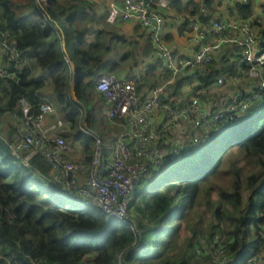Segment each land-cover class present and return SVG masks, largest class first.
Returning a JSON list of instances; mask_svg holds the SVG:
<instances>
[{"label": "trees", "instance_id": "16d2710c", "mask_svg": "<svg viewBox=\"0 0 264 264\" xmlns=\"http://www.w3.org/2000/svg\"><path fill=\"white\" fill-rule=\"evenodd\" d=\"M50 3L52 23L39 13L34 0H0V29L7 32L21 58L17 82L0 80V133L6 124L1 123L16 109L20 96L35 106L45 101L44 81L34 76V70H41L52 84L55 110L67 122V137L77 133L87 147L92 138L77 130L76 123L81 104L94 96L100 107L104 105V96L95 90L97 76L117 74L128 56L135 66V45L128 46L131 42L121 26L107 22V8L94 0ZM218 5L212 0H170L161 14L165 19L169 9L181 13L183 27L190 24L188 16H197L208 28L211 19L221 14ZM200 7L207 11L200 12ZM251 11L252 0H239L230 15L249 19ZM61 23L67 33L59 31ZM258 33L264 42V27ZM237 62L225 50L212 61L198 86L203 88L198 93L202 104L210 109L224 106L211 85L221 71L236 72ZM165 75L156 60L146 63L143 72L134 69L125 77L145 92ZM71 82L76 100L70 94ZM180 84L174 85L176 96ZM101 139L105 151L115 141L113 137L108 145ZM146 181L148 185L136 189L130 203L139 230L135 235L116 217L54 184L41 156L26 158L24 152H12L0 135V255L22 264H204L207 257L195 252L198 227L186 236L179 254L173 244L182 219L205 199L212 217L210 235L218 233L228 240L225 254L232 260L227 264H245L264 246L259 234L264 224V96L242 115L222 117L209 139L191 144L177 161Z\"/></svg>", "mask_w": 264, "mask_h": 264}, {"label": "built area", "instance_id": "2783aa9c", "mask_svg": "<svg viewBox=\"0 0 264 264\" xmlns=\"http://www.w3.org/2000/svg\"><path fill=\"white\" fill-rule=\"evenodd\" d=\"M102 1L108 11L106 21L137 25L139 33L152 44L154 60H159L166 72L145 92L136 89L133 79L119 74L97 76L95 90L104 96L107 119L118 127L113 145L105 151L101 137L83 123L79 130L94 140L92 155L66 158L68 145L55 132L63 121L57 119L48 126L44 123L45 117L55 112L54 103L44 101L35 106L24 96L18 98L16 109L10 112V126L0 135L12 152H24L26 158L41 156L49 165V179L54 184L116 217L137 235L130 205L137 186L167 169L191 144L209 139L222 117L240 116L264 96V42L249 19L214 16L207 32L197 16H188L190 26L185 38L189 53L178 54L164 39L166 28L161 11L169 7L170 0ZM235 1L239 0L224 2ZM34 2L44 19L52 23L50 0ZM199 11L207 9L200 7ZM223 50L237 57V71H221L215 78L211 90L221 96L224 106L210 109L202 106L198 93L203 88L198 86ZM20 63L19 51L7 32L0 29V80L17 82ZM178 82L181 84L176 96L173 88ZM259 234L264 243V224L260 225ZM227 242L226 238L214 239L207 248L197 243L195 252L206 256L208 262L227 264L232 260L225 254ZM28 261L32 262L29 257ZM263 261L264 246L252 253L245 264ZM0 264L22 263L0 255Z\"/></svg>", "mask_w": 264, "mask_h": 264}, {"label": "rangeland", "instance_id": "374dc122", "mask_svg": "<svg viewBox=\"0 0 264 264\" xmlns=\"http://www.w3.org/2000/svg\"><path fill=\"white\" fill-rule=\"evenodd\" d=\"M116 22L118 25L121 26V29L123 31L131 30L129 24L126 23L125 21H122V23H120L119 21H116ZM121 24H124V25H121ZM189 26L187 25L185 27V30H188ZM209 28L210 26L206 28L207 32H209L210 30ZM59 29H60L59 31L63 29L67 33V29L64 25H62V23L60 24ZM132 31L133 32L131 34L127 35V40L131 42V45L130 44L128 45L129 47L130 46L133 47L135 45L134 46L135 48L133 49H134V54L136 56V61H135V66H133L132 58L131 56H128V58L125 61L124 67L117 71V74L124 76V77L127 74H129V72H133L134 69H136V73L140 71L143 72L146 63L156 61L154 60L155 57L152 51V44L150 43V41L146 39L143 34L139 33L137 28H133ZM67 36L69 38V42L71 43L70 41L71 38L69 37L68 34ZM171 44L173 45L174 43H171ZM143 52H146V53L143 54ZM144 89L145 87L141 86L140 90L142 91ZM70 94L73 100L77 99L73 91L72 82L70 85ZM202 106L204 107L205 105L202 104ZM81 108H82L81 115L76 120L77 130H79V126L83 124L84 121L86 120V122L88 123L87 124L88 129L93 132L96 131L95 133H98L99 135H101V138H103L104 142L110 145L113 141L112 140L113 136L111 134L112 132L111 127H109L107 123L108 119H107V112H106L107 111L106 103H104V105L100 107L97 102V99L93 96L92 98H89L88 100L83 101V103L81 104ZM67 142L69 141L67 140ZM92 142L94 143L93 138H92ZM92 150H93V144H92ZM147 185H148V182L145 180L137 186V190H141L145 188ZM209 200L211 201L215 200V194L210 195ZM210 225H212L211 212H210L209 207L206 206L205 199H204L200 203H196L195 206L191 210H189L186 216L182 219L179 225L180 228L178 230V234L176 235L174 244H173L174 253L179 254L180 251L184 249L185 238L195 227H198L200 229V232H199L200 234L198 238L199 246H204L205 248H207L209 244L214 241V239H218L219 241H224L225 237L222 235H219L218 233H215L217 234V236L210 235V232H211ZM193 260H194V257H191L192 262ZM205 262L208 264H214L212 262H208V260H206ZM205 262L203 263L206 264Z\"/></svg>", "mask_w": 264, "mask_h": 264}, {"label": "crops", "instance_id": "0c3cea01", "mask_svg": "<svg viewBox=\"0 0 264 264\" xmlns=\"http://www.w3.org/2000/svg\"><path fill=\"white\" fill-rule=\"evenodd\" d=\"M22 1V0H20ZM95 3L101 7L103 6L104 2L102 0H94ZM185 1V0H184ZM195 2H202L203 0H194ZM225 0H212L213 3H220L219 8L221 10V17H225V18H236L237 16H232L230 15V8L234 7L235 2H232L230 4H225L224 2ZM189 4L187 5L186 11H185V16L188 15L189 12ZM252 15L249 18L250 22L252 23L253 27L255 28V30H257V32H259L261 27H264V0H252ZM191 17V16H189ZM239 18V17H237ZM258 19V20H257ZM190 20V19H189ZM120 23H122V21H119ZM126 23L129 24L131 30L129 31H122L126 36L128 34H131L133 31V28L135 27V24L133 22L130 21H125ZM183 17L181 13H176L175 11L169 9L166 13L165 16V28H166V32H167V40L170 44V46L172 47V49L174 50V52L178 53V54H186L189 53L188 51V44L186 42V32L187 30H185V27H183ZM124 25V24H121ZM210 26V25H209ZM206 28V27H204ZM182 29V32H180V30ZM61 32V31H60ZM171 43H174L173 45ZM68 59V57H67ZM70 67L73 70L74 69V65L72 62H70ZM34 76L35 77H41L44 81V86L41 88V92L44 94V100L48 101V102H54L53 101V97L51 94V88H52V84L49 82V80L47 79V72L45 71H41V70H34ZM57 119H61L63 121V126L56 129L55 132L58 133L59 135H66L64 137L67 145H68V151H66L65 153V157L67 158H81V157H85V158H90L91 157V153H92V145L85 147V145L83 144V142L78 138L77 133H73L72 137H67V122L55 111L52 114H48L45 117L44 123L46 124V126L54 123ZM12 119L10 118V116H6V118L4 119V121L1 123H6L5 125H3V129H7L10 125V121ZM103 122V120H102ZM109 127H111V134L113 137H116V134L118 132V127L115 123L111 122V121H107ZM84 124L87 126L86 121H84ZM96 132V131H95ZM98 134V133H97ZM99 135V134H98ZM63 137V136H62ZM67 140L69 142H67Z\"/></svg>", "mask_w": 264, "mask_h": 264}, {"label": "water", "instance_id": "95a60500", "mask_svg": "<svg viewBox=\"0 0 264 264\" xmlns=\"http://www.w3.org/2000/svg\"><path fill=\"white\" fill-rule=\"evenodd\" d=\"M139 239L141 240V237Z\"/></svg>", "mask_w": 264, "mask_h": 264}]
</instances>
